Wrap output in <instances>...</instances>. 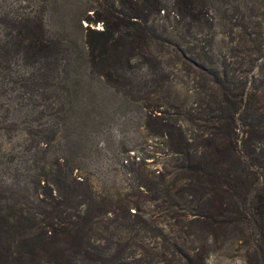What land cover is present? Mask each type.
Listing matches in <instances>:
<instances>
[{
  "label": "trees",
  "instance_id": "trees-1",
  "mask_svg": "<svg viewBox=\"0 0 264 264\" xmlns=\"http://www.w3.org/2000/svg\"><path fill=\"white\" fill-rule=\"evenodd\" d=\"M82 1L0 0V167L13 181L0 200L15 208L27 193L18 218L0 209V264H207L232 245L243 264H264V0H175L193 24L232 19L251 74L237 76L235 48L211 39L180 54L214 99L196 135L180 124L194 123L189 110L166 113L169 75L148 51L161 0H114L94 20ZM142 64L137 89L128 77ZM124 98L143 103L134 154L124 138L100 146ZM18 132L28 143L7 149Z\"/></svg>",
  "mask_w": 264,
  "mask_h": 264
},
{
  "label": "rangeland",
  "instance_id": "rangeland-1",
  "mask_svg": "<svg viewBox=\"0 0 264 264\" xmlns=\"http://www.w3.org/2000/svg\"><path fill=\"white\" fill-rule=\"evenodd\" d=\"M113 1L114 0H83L80 4L83 5H81L83 9L87 8V10H90L87 11V14L94 20L99 15L104 16L105 11L110 7V2ZM127 1L132 3L133 0ZM161 7L163 10H161L158 15H155L152 21L148 23L149 30L146 32L149 37L148 51L151 57L160 60L164 72L166 75H169L170 86L167 92L169 93V96L171 95L170 99L172 100V107L166 108V113L168 112L170 115H175L178 112L180 113L181 107L183 110H189L191 114L190 117L194 123L188 124L181 121L180 124H182L183 130L186 134L196 135L201 131L205 132L206 129L203 127L205 124L204 120L209 118L208 112H202L200 107L203 105L202 103L214 99L208 96L210 93L208 90L205 92V84L195 75L188 73V66L184 64L180 54L183 52H186L187 54H197L201 48L204 47L207 49V40L209 39L213 40L215 49H217L218 46L223 45L221 50L223 51L224 47V52L227 48L234 47L236 55L234 54L235 52L233 54L236 57L233 58L232 63H235H233V67L238 70L237 76L239 77L246 75L249 77L251 76L250 73H245L248 70L247 57L242 58V54L240 53L242 52V42L239 41L238 29L232 26V19H226L223 21L214 19L212 20L214 22L213 26L209 28V26H203V24H193L187 18L183 17L176 9L175 0H161ZM226 16L228 17L230 14H226ZM49 19V24L51 28H53V18ZM81 24L84 28L88 26L91 30L95 31H101L103 29L101 22L87 23L86 21H82ZM230 56H232V54H230ZM137 62L138 61L136 60L133 63L136 65ZM140 67L142 68H140L135 76L128 77L137 89L143 87L144 83H146L148 77L147 73L150 70V67H147L145 64H142ZM141 93L142 91L138 90V92L135 93V97L142 96ZM125 100L127 101V104ZM125 100L121 109L118 111V118H120L119 122L117 121V124L112 125V137L106 136L107 138H105H112L113 140L107 143L105 139H102L100 141V146L108 148L107 146L110 147L114 142L117 143L121 140L123 141L124 138L127 141V144H125L126 147L132 150L130 151V154H134L132 149V139L137 137V135L133 130L134 125H132L130 119L135 121V118L138 117L137 113H139L138 106H142L143 103H141V101H132V98ZM143 112L146 113L144 110ZM179 115L174 117L182 120V111L181 115ZM143 135L146 136V134ZM147 138L149 137H143L139 140L142 143L141 148L150 150L151 147H154ZM25 139L26 136L23 133L18 132L5 146L7 149L15 148L16 151H20V146L22 147L23 144L28 143L27 141H24ZM148 161L150 162L151 160L149 159ZM4 164L5 165L0 167V192L7 193V187H10L11 189L13 181L11 175L8 174V170L11 168H9L6 163ZM37 170L35 171L32 169L31 174L35 175L36 173H39ZM18 193L22 194L18 202V197H12L17 202L15 208L13 207L12 199H8L6 202L5 200H0V209H4V213L9 212L7 215L10 214L15 218L18 217L13 211L19 208H24L23 198L27 195V193L22 190ZM16 196H18V194H16ZM35 203L37 202L35 201ZM9 207L13 210L10 211ZM34 209L36 210V208ZM22 233V230H18L10 232L9 234L11 235V240H20L22 238ZM243 256L244 251L240 245H232L229 252L215 248V252L207 260V264H243Z\"/></svg>",
  "mask_w": 264,
  "mask_h": 264
}]
</instances>
